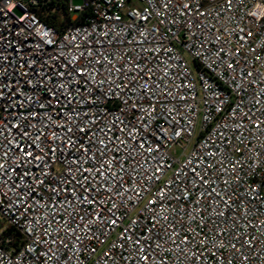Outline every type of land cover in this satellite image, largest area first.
<instances>
[{
	"label": "built area",
	"instance_id": "1",
	"mask_svg": "<svg viewBox=\"0 0 264 264\" xmlns=\"http://www.w3.org/2000/svg\"><path fill=\"white\" fill-rule=\"evenodd\" d=\"M79 1L0 0V264H264V0Z\"/></svg>",
	"mask_w": 264,
	"mask_h": 264
},
{
	"label": "snow or ice",
	"instance_id": "2",
	"mask_svg": "<svg viewBox=\"0 0 264 264\" xmlns=\"http://www.w3.org/2000/svg\"><path fill=\"white\" fill-rule=\"evenodd\" d=\"M80 75H83V71H81V73H80ZM71 129H69V131H70ZM79 131H85L84 129H79ZM29 147H31V146H29ZM21 151H23V148H21ZM85 151H90V150H88V149H86ZM25 155L26 156H32V153L31 152H25ZM34 158V157H33ZM4 167V165L3 164H0V168H3ZM13 171H15V169H13ZM45 175H47L46 173H45ZM21 178H23V177H21ZM43 183V182H42ZM52 191L53 192H57L58 191V189H56V188H53L52 189ZM84 199H87V197H84ZM83 219V218H82ZM115 221H113V223H114ZM145 259H147V257H145Z\"/></svg>",
	"mask_w": 264,
	"mask_h": 264
},
{
	"label": "rangeland",
	"instance_id": "3",
	"mask_svg": "<svg viewBox=\"0 0 264 264\" xmlns=\"http://www.w3.org/2000/svg\"><path fill=\"white\" fill-rule=\"evenodd\" d=\"M75 4H80V1L79 0H75ZM16 14L21 15L19 11H17ZM194 142H195V140H194ZM1 225H5V224L4 223H1Z\"/></svg>",
	"mask_w": 264,
	"mask_h": 264
},
{
	"label": "trees",
	"instance_id": "4",
	"mask_svg": "<svg viewBox=\"0 0 264 264\" xmlns=\"http://www.w3.org/2000/svg\"><path fill=\"white\" fill-rule=\"evenodd\" d=\"M13 231V229H9V233H11Z\"/></svg>",
	"mask_w": 264,
	"mask_h": 264
}]
</instances>
